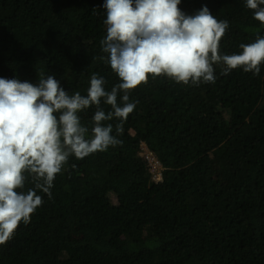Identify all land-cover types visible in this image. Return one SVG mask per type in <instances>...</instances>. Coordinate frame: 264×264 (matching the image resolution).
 Here are the masks:
<instances>
[{"label":"trees","instance_id":"1","mask_svg":"<svg viewBox=\"0 0 264 264\" xmlns=\"http://www.w3.org/2000/svg\"><path fill=\"white\" fill-rule=\"evenodd\" d=\"M104 2L0 0V77L36 84L43 71L86 95L97 73L110 91L119 78L93 60L104 55ZM203 6L229 21L222 55L264 36L245 0L178 7L194 15ZM222 67L214 84L149 78L137 87L122 145L70 157L51 198L38 192L43 205L0 245V264H264V65L258 76ZM94 112L79 113L81 123L90 128Z\"/></svg>","mask_w":264,"mask_h":264},{"label":"clouds","instance_id":"2","mask_svg":"<svg viewBox=\"0 0 264 264\" xmlns=\"http://www.w3.org/2000/svg\"><path fill=\"white\" fill-rule=\"evenodd\" d=\"M181 0H105L104 55L93 57L110 66L119 78L110 91L97 73L86 95L69 94L54 75L39 73L38 83L0 77V245L49 198L55 178L70 157L84 159L122 145L118 137L135 107L130 94L149 78L177 84H214V65L221 74L235 69L259 75L264 65V36L239 44L240 51L220 53L228 20L217 19L207 6L186 15ZM253 19L264 25V0H245ZM110 106L105 111L101 106ZM95 108L91 127L79 113ZM118 121L115 125L105 123ZM115 129V135L113 130ZM30 183L32 187L25 185Z\"/></svg>","mask_w":264,"mask_h":264},{"label":"rangeland","instance_id":"3","mask_svg":"<svg viewBox=\"0 0 264 264\" xmlns=\"http://www.w3.org/2000/svg\"><path fill=\"white\" fill-rule=\"evenodd\" d=\"M141 156H143L145 159L147 158L146 161L150 168L149 171H152L154 167H156V169L158 170L154 157L150 156L149 152L146 150V148L143 145L141 150Z\"/></svg>","mask_w":264,"mask_h":264},{"label":"built area","instance_id":"4","mask_svg":"<svg viewBox=\"0 0 264 264\" xmlns=\"http://www.w3.org/2000/svg\"><path fill=\"white\" fill-rule=\"evenodd\" d=\"M150 154V153H149ZM150 156H152L151 154H150ZM153 157V156H152ZM147 159V158H146ZM155 159V158H154ZM155 163H156V165H157V167H158V170L156 169V167H154L153 168V170L152 171H150V174H151V176H152V179L155 181V182H159V181H161V168H160V165H159V163L155 160Z\"/></svg>","mask_w":264,"mask_h":264}]
</instances>
